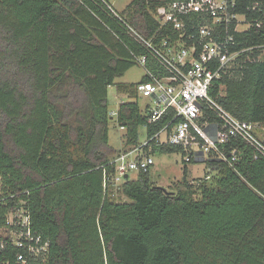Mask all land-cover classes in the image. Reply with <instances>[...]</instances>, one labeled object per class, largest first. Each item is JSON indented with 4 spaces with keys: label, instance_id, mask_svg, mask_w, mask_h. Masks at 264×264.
<instances>
[{
    "label": "trees",
    "instance_id": "16d2710c",
    "mask_svg": "<svg viewBox=\"0 0 264 264\" xmlns=\"http://www.w3.org/2000/svg\"><path fill=\"white\" fill-rule=\"evenodd\" d=\"M260 1L241 0L238 10L263 24L235 33L233 49L264 45ZM162 4L131 0L115 10L150 35ZM110 5L0 0V227L24 207L49 241L45 256L6 243L0 264H264V158L244 140L227 146L228 156L238 149L232 164L206 160L208 179L190 182L185 164L183 179L168 189L154 183L149 168L120 183L125 200L112 197L120 150L109 143V87L132 98L116 112L124 145L137 143L142 127L145 136L156 134L172 112L149 122L136 84L116 82L137 63L132 51L143 50ZM211 94L256 123L264 141V47L244 53ZM152 152L185 155L167 143Z\"/></svg>",
    "mask_w": 264,
    "mask_h": 264
},
{
    "label": "built area",
    "instance_id": "2783aa9c",
    "mask_svg": "<svg viewBox=\"0 0 264 264\" xmlns=\"http://www.w3.org/2000/svg\"><path fill=\"white\" fill-rule=\"evenodd\" d=\"M240 3L241 0H170L157 8L159 25L150 35L130 25L110 5L143 50L132 54L145 69L135 90L139 99L146 100L149 122L172 112L171 120L160 131L124 145L115 156L116 170L111 178L114 186L122 183L130 171L151 168L154 144L183 147L185 163L217 158L232 164L238 149L233 148L228 156L226 148L241 139L253 147L255 157L264 158V141L256 133V123L237 118L211 94L215 82L237 66L244 53L264 47L233 49L235 33L263 24L240 12ZM263 3L260 1V10ZM212 171L208 168L204 177L210 178ZM1 186L0 176V190ZM6 243H14L34 256H45L49 250V241L32 228L24 207L12 210L7 224L0 227V247ZM17 258L27 261L23 252Z\"/></svg>",
    "mask_w": 264,
    "mask_h": 264
},
{
    "label": "rangeland",
    "instance_id": "374dc122",
    "mask_svg": "<svg viewBox=\"0 0 264 264\" xmlns=\"http://www.w3.org/2000/svg\"><path fill=\"white\" fill-rule=\"evenodd\" d=\"M113 6L119 10L123 11L131 0H111ZM159 2L166 3L170 0H157ZM145 74V69L142 65L136 63L131 69H129L123 76L117 77V83L123 84H136L138 81L142 79ZM224 87L222 91L224 92ZM109 97V110L110 113L114 112L111 115L110 126H109V143L116 150H123L124 148V133L126 130L124 128L119 127L117 123V115L116 112L120 106L122 101H128L132 99L129 97V94L126 92H118L116 85H111L108 90ZM146 100L140 98V103L142 106H145ZM145 127L141 128V138H144ZM124 140V142H123ZM183 153L182 152H174V153H161L155 152L152 153L154 158V164L151 166L150 172L151 177L154 183L164 186L165 188L171 189L175 187V183L177 181H181L184 177L185 164L188 169V178L190 182L198 181L200 178H204L208 167L206 163L194 161L187 162L183 161ZM130 176L135 177L137 175V171H130ZM197 183V182H196ZM112 197L115 200L123 201L126 199V196L122 193V187L119 184V187L114 190L112 193Z\"/></svg>",
    "mask_w": 264,
    "mask_h": 264
},
{
    "label": "crops",
    "instance_id": "0c3cea01",
    "mask_svg": "<svg viewBox=\"0 0 264 264\" xmlns=\"http://www.w3.org/2000/svg\"><path fill=\"white\" fill-rule=\"evenodd\" d=\"M199 162H203V161H199ZM203 163H206V162H203ZM189 173V172H188Z\"/></svg>",
    "mask_w": 264,
    "mask_h": 264
},
{
    "label": "water",
    "instance_id": "95a60500",
    "mask_svg": "<svg viewBox=\"0 0 264 264\" xmlns=\"http://www.w3.org/2000/svg\"><path fill=\"white\" fill-rule=\"evenodd\" d=\"M128 176V175H127Z\"/></svg>",
    "mask_w": 264,
    "mask_h": 264
}]
</instances>
